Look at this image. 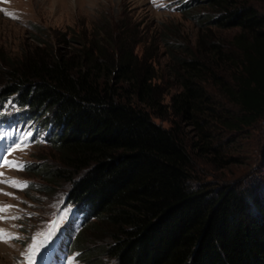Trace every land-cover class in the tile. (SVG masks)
<instances>
[{"label": "trees", "instance_id": "1", "mask_svg": "<svg viewBox=\"0 0 264 264\" xmlns=\"http://www.w3.org/2000/svg\"><path fill=\"white\" fill-rule=\"evenodd\" d=\"M186 2L217 11L195 10L200 25L236 31L227 45L200 37L192 50L163 36L169 77L120 23L113 36L66 52L35 38L20 60L0 54V105L12 100L22 120L51 128L41 144L56 165L31 164L42 180L31 189L54 195L69 185L65 206L85 217L72 247L85 264H264V170L238 186L196 185L190 153L221 158L211 126L235 131L264 119V14L250 0ZM182 122L198 136L191 149Z\"/></svg>", "mask_w": 264, "mask_h": 264}, {"label": "rangeland", "instance_id": "2", "mask_svg": "<svg viewBox=\"0 0 264 264\" xmlns=\"http://www.w3.org/2000/svg\"><path fill=\"white\" fill-rule=\"evenodd\" d=\"M250 1L260 13L264 14V0ZM185 6L184 10H188L176 9L171 12L153 8L148 0H0V54L14 61L20 60L25 54H32L36 45L35 38L46 42L44 48L49 52H66L77 48L81 42L89 44L94 41L95 34L106 38L113 36L114 26L120 23L127 25L129 34H133L137 40L145 43L144 48L141 45L136 46V51L143 52L145 58L150 61L154 57L152 59L159 64L158 72H165L166 77H169L165 65L169 61L168 50L161 44L163 36L168 35L170 44L183 45L188 47V50H192L194 47L197 48L200 37L206 42L214 40L227 45L236 31V28L200 25L192 17L193 13L217 12L207 6V3L194 2L188 5L186 2ZM36 28L42 29L44 35H39ZM204 43L199 47V51H204ZM224 47L228 48V46ZM214 71L228 79V72L216 69ZM228 80L231 83V79ZM211 94L220 107L223 106L230 109L231 113H235V108L228 105L216 89H212ZM153 119L165 127L170 126L167 121ZM180 128L186 144L191 149V144L196 140L198 142V136L188 122H182ZM210 130L213 131L216 140L214 142L222 149L223 156L214 158L212 154L203 155L197 150L190 151L193 162L192 174L196 181L194 184L207 183V186L225 187L238 186L248 181L256 182L264 170V119L253 127L235 131H228L221 126H211ZM29 132L26 129L16 130L13 133L14 137L18 133L26 136L20 140V144L22 143L20 147L25 149L19 152L14 150L15 157L11 160L17 159L18 164L24 165L23 170L6 166L2 169V171L6 169V172L12 171L16 181L27 182V187L30 189L24 188L18 191L9 183L7 185L0 183V192H4V189L9 190L4 194L0 193V200H4L7 206L11 203L10 212L7 216L5 211L2 212L3 219H0V222L7 227L8 234L19 237L15 240H0V264H26V256L23 253H26L31 246L32 241H29V238L33 239L31 233L43 228L48 220L54 221L53 212L61 205L69 190V185L66 183L54 195L35 192V187L31 189V184L35 185L42 180L30 173L29 166L38 163L39 158H43L50 168H53L56 162L53 160L55 157L53 150L48 151L49 144H40L36 141L34 146H25L29 142ZM19 138L20 136H17L16 140ZM81 210L85 211L82 208ZM67 214L68 212L64 213L62 210L58 212V215ZM12 217L18 218L12 219ZM55 234L60 235L61 229ZM96 242L101 243L99 240ZM102 242H110V239H104ZM78 255L76 249L71 250L64 264H85Z\"/></svg>", "mask_w": 264, "mask_h": 264}, {"label": "snow or ice", "instance_id": "3", "mask_svg": "<svg viewBox=\"0 0 264 264\" xmlns=\"http://www.w3.org/2000/svg\"><path fill=\"white\" fill-rule=\"evenodd\" d=\"M16 148L19 149L20 145L17 144ZM4 163L7 164L9 167L12 168H17L18 170H23L24 165L22 164H18V162L16 161H8V160H4ZM2 175V174H0ZM6 183L11 184L14 187H27V182H19V181H15V180H11V181H5ZM11 207L9 206H2L0 207V212L6 211L7 208ZM18 217H12V219H17ZM0 219H3V217H0ZM8 239H19V237H14L11 234L6 233L4 230L0 229V240H8ZM36 245H31L28 249V251L26 253H23V255L26 256V264H34V258L36 255Z\"/></svg>", "mask_w": 264, "mask_h": 264}, {"label": "clouds", "instance_id": "4", "mask_svg": "<svg viewBox=\"0 0 264 264\" xmlns=\"http://www.w3.org/2000/svg\"><path fill=\"white\" fill-rule=\"evenodd\" d=\"M158 1V3H156ZM187 0H148L153 8L163 9L165 11L174 12L176 9L182 8Z\"/></svg>", "mask_w": 264, "mask_h": 264}]
</instances>
